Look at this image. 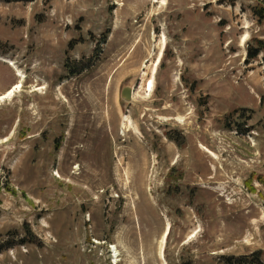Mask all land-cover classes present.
Wrapping results in <instances>:
<instances>
[{
	"label": "rangeland",
	"instance_id": "rangeland-1",
	"mask_svg": "<svg viewBox=\"0 0 264 264\" xmlns=\"http://www.w3.org/2000/svg\"><path fill=\"white\" fill-rule=\"evenodd\" d=\"M263 3L0 0V264H264Z\"/></svg>",
	"mask_w": 264,
	"mask_h": 264
},
{
	"label": "bare ground",
	"instance_id": "bare-ground-1",
	"mask_svg": "<svg viewBox=\"0 0 264 264\" xmlns=\"http://www.w3.org/2000/svg\"><path fill=\"white\" fill-rule=\"evenodd\" d=\"M156 2H157V0H156ZM167 47V46H166ZM163 53H164V49H163V51L160 53L161 55V57H163L164 55H163ZM160 58V57H159ZM162 60V59H161ZM6 62L14 69V66H13V64L11 63V61L10 62H8L7 60H6ZM158 63H159V61H157ZM20 71V70H19ZM16 75L18 76V77H20V78H23L24 77V75L22 74V73H20V72H18V73H16ZM149 83H150V87H147V89L148 90H152V87H153V84H154V81H149ZM21 86V84H18V85H15L13 88H11V89H9L7 92V95H9V94H11V92L15 89V88H19ZM147 86H148V83H147ZM22 87V86H21ZM132 98H133V90H132ZM125 116V115H124ZM125 121H127L128 119H127V117H125V119H124ZM142 162H143V166H142V171H141V175H143L144 176V174H145V172H146V169H147V165H148V159H147V156H143L142 157ZM77 168H79V166H77ZM130 170H131V168H130ZM121 172V171H120ZM166 236H167V231H165V236H164V240H163V242L166 240ZM163 244V243H162ZM162 247V246H161ZM114 251H115V257H116V259H115V263L116 264H118V261H119V259H118V257H119V251L117 250V248L115 247L114 248ZM162 254H163V251H162Z\"/></svg>",
	"mask_w": 264,
	"mask_h": 264
},
{
	"label": "trees",
	"instance_id": "trees-1",
	"mask_svg": "<svg viewBox=\"0 0 264 264\" xmlns=\"http://www.w3.org/2000/svg\"><path fill=\"white\" fill-rule=\"evenodd\" d=\"M255 10L259 11V18L264 17V5H262L259 9H255ZM258 43H259V47L257 48V51L255 53L251 50H248V54L250 55L251 58L256 57L260 52H264V41L259 40ZM67 67H71L69 63H67ZM253 179H254V175L252 174L251 177L249 178V180L247 181V184L252 191H253V189H255L253 186ZM257 179L259 180L260 183L264 184V177L263 176H258Z\"/></svg>",
	"mask_w": 264,
	"mask_h": 264
},
{
	"label": "water",
	"instance_id": "water-1",
	"mask_svg": "<svg viewBox=\"0 0 264 264\" xmlns=\"http://www.w3.org/2000/svg\"><path fill=\"white\" fill-rule=\"evenodd\" d=\"M132 90L133 88L131 86H127L123 88L122 90V96L126 101H131L132 100Z\"/></svg>",
	"mask_w": 264,
	"mask_h": 264
}]
</instances>
